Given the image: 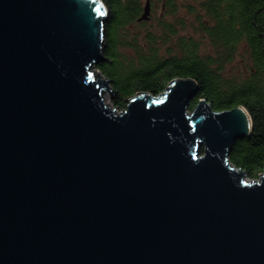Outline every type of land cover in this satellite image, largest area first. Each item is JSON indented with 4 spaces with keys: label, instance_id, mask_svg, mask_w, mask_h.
Returning a JSON list of instances; mask_svg holds the SVG:
<instances>
[{
    "label": "water",
    "instance_id": "water-1",
    "mask_svg": "<svg viewBox=\"0 0 264 264\" xmlns=\"http://www.w3.org/2000/svg\"><path fill=\"white\" fill-rule=\"evenodd\" d=\"M105 16L0 0V264H264V174L228 160L248 113L188 111L191 78L106 105Z\"/></svg>",
    "mask_w": 264,
    "mask_h": 264
},
{
    "label": "trees",
    "instance_id": "trees-1",
    "mask_svg": "<svg viewBox=\"0 0 264 264\" xmlns=\"http://www.w3.org/2000/svg\"><path fill=\"white\" fill-rule=\"evenodd\" d=\"M106 16L103 23V59L95 68L109 81L111 107L125 110L137 94L159 98L170 82L191 78L197 92L188 105L192 111L205 100L215 112L242 107L252 129L229 150L228 160L249 180L264 174V0H194L186 6L196 31L212 49H201L202 41L192 35H178L186 20L177 16L175 0H161L156 26H147L150 15L138 21L142 0H101ZM175 23L164 22V16ZM135 29L138 31L134 32ZM164 46V53L161 52ZM242 49L248 59L245 74L230 75L226 65Z\"/></svg>",
    "mask_w": 264,
    "mask_h": 264
},
{
    "label": "rangeland",
    "instance_id": "rangeland-1",
    "mask_svg": "<svg viewBox=\"0 0 264 264\" xmlns=\"http://www.w3.org/2000/svg\"><path fill=\"white\" fill-rule=\"evenodd\" d=\"M145 0H142V3H144ZM151 2H153V11L151 12V20L148 22L147 26H156L157 23V19L159 18V16L161 15V5L162 2L161 0H151ZM176 5L178 7V11H177V16L182 17L186 20V27L182 30V29H178V35H182V34H186V35H192L196 40H200L202 41V47L201 49L203 50V52L205 51L207 54L211 53L212 54V49L210 48L209 44L207 43V41L202 38L201 39V35H199L196 31V23L194 21L193 16L187 12L186 10V6L188 5H192L193 7L195 6V2L194 0H175ZM162 21L164 22H170V23H175V17L172 16H164V18H161ZM138 31V29H135L134 32ZM164 51V46H162L161 52ZM248 59L247 56L245 55V53L243 52L242 49H240L237 54L235 55L233 61L231 63H229L228 65H226V72L230 75L233 74H245L246 70H247V66H248ZM90 72L92 74V79L93 80H97V79H105V77H103L98 70L95 68V66H93L90 69ZM102 98L104 100V102L106 103V105L111 106V98L112 95L108 92H103L102 93Z\"/></svg>",
    "mask_w": 264,
    "mask_h": 264
},
{
    "label": "bare ground",
    "instance_id": "bare-ground-1",
    "mask_svg": "<svg viewBox=\"0 0 264 264\" xmlns=\"http://www.w3.org/2000/svg\"><path fill=\"white\" fill-rule=\"evenodd\" d=\"M102 80V79H101ZM105 103V102H104ZM106 104V103H105Z\"/></svg>",
    "mask_w": 264,
    "mask_h": 264
}]
</instances>
